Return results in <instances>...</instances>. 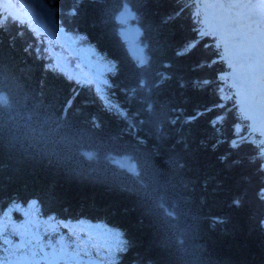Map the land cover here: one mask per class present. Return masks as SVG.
I'll return each mask as SVG.
<instances>
[{
  "label": "trees",
  "instance_id": "obj_1",
  "mask_svg": "<svg viewBox=\"0 0 264 264\" xmlns=\"http://www.w3.org/2000/svg\"><path fill=\"white\" fill-rule=\"evenodd\" d=\"M46 1L61 41L0 24V213L26 244L16 262L42 255L28 251L40 236L56 247L48 264H71L58 239L113 264L107 225L128 241L115 264H264L263 143L240 130L239 91L218 41L196 34L195 0ZM87 49L101 62L83 65Z\"/></svg>",
  "mask_w": 264,
  "mask_h": 264
},
{
  "label": "snow or ice",
  "instance_id": "obj_2",
  "mask_svg": "<svg viewBox=\"0 0 264 264\" xmlns=\"http://www.w3.org/2000/svg\"><path fill=\"white\" fill-rule=\"evenodd\" d=\"M197 2L201 10L194 12L193 16L198 17L202 29L207 30L203 34L210 38H217V33H219L224 40L223 46L231 47L234 50L237 61L246 66L248 75L257 78L258 82H264V0H197ZM198 34H200L199 31ZM203 83L207 84L208 81L205 80ZM193 118L188 117V121L190 122ZM36 203L38 202L34 199L28 201L29 205ZM22 215L35 217L36 212L33 211L30 214L22 212ZM47 220L50 222V226L54 223L53 217H48ZM6 225L10 226V233L6 232ZM59 226L66 225L61 223ZM89 226L91 227V225ZM17 229L18 224L11 219L10 213H0V264H16L17 260L24 257L22 250L25 249L26 244ZM51 230L54 232L55 227H51ZM103 230L109 237V242L106 243L107 257L115 264L117 254L128 251V241L119 229L104 225ZM80 231L86 238L87 231L83 228ZM70 235L80 239V234L77 232H71ZM13 236H16L17 239L13 240ZM41 240L42 237L37 236L35 238L36 246H28V251L33 257L36 256L37 251L42 254L34 259L32 264H42V262L48 264L44 257L50 253L54 254L56 251L55 245L50 241L41 243ZM45 244L48 246V252L45 251ZM57 244L60 245L61 258L67 254L71 258V264H88L87 261L81 259V257L90 255L86 239L82 244L74 246L63 242L62 239H58ZM18 252L20 253L19 257L17 256ZM65 264H68V260H65Z\"/></svg>",
  "mask_w": 264,
  "mask_h": 264
},
{
  "label": "rangeland",
  "instance_id": "obj_3",
  "mask_svg": "<svg viewBox=\"0 0 264 264\" xmlns=\"http://www.w3.org/2000/svg\"><path fill=\"white\" fill-rule=\"evenodd\" d=\"M28 1H30L28 3H30V4L32 3V5H33V6H31V5L26 6L25 5L26 13H30V15H28V20L29 21L31 20V22L34 24L42 25V29L47 30V33H49L48 35H52V36L55 35L58 39H61V36L58 32V29L55 28L50 21L49 11L47 10V7L45 5V3L47 1L46 0H28ZM16 6L18 7V4H16ZM122 21L124 22L125 20H122ZM134 32H136V31L134 30L133 27H129V25H126L123 23V26L121 29V35H122L124 41L126 42L127 46L130 47L131 54L134 56H139V54L141 52H143L142 51L143 46L145 45V47H146V44L141 41L140 32H139V34H137L138 32L136 34H133ZM229 53H231V56H232V66L234 68L236 67V69H238L240 71V72L232 71L231 76H233V77L235 76L238 81H241V86L243 87V90H244L246 88V82L244 79V72H243L242 68H239V65L237 64L236 55H235L234 50L232 48H231V50L229 49ZM78 60H80L82 63H84L83 65H85V64L90 65V62L92 64L93 60H95L97 62H101L100 57H98L96 54H94V51L92 49H90V50L87 49L84 54L79 56ZM228 73L230 74V72H228ZM78 75H80V78H82L83 76L87 78V76L85 75L84 72L79 71ZM255 79H257V78H255ZM251 83H252V87L259 88V86H260L256 83H253V82H251ZM245 93H246V90L244 93L241 94V96L239 98V100H241L243 102V104H242V102H240V104H238V105H239L240 109L243 111V113L245 112L248 115L247 118L249 117L251 119L250 120L251 121V129H252L251 131L258 132L259 133L258 136L260 135L261 140L264 141V120L260 121L261 124H256L255 122H253L254 118H252V115L254 113V117H255L256 116L255 112L259 108L257 107L258 109L255 112L252 111L251 104L253 102L250 99L245 98V95H244ZM243 97L245 100L243 99ZM4 102H5V100L3 99V96H0V104H4ZM256 105H258V104L255 103L254 106H256ZM119 165L121 167H126V168L130 167L127 158L121 159V161H119ZM26 226L29 229L33 228V226L38 227V225L36 223H34V225H33V223L29 222V221H26ZM25 236H28V234H25ZM16 264H18V262H16Z\"/></svg>",
  "mask_w": 264,
  "mask_h": 264
},
{
  "label": "bare ground",
  "instance_id": "obj_4",
  "mask_svg": "<svg viewBox=\"0 0 264 264\" xmlns=\"http://www.w3.org/2000/svg\"><path fill=\"white\" fill-rule=\"evenodd\" d=\"M22 2H23L25 5H31V6H33L32 3H31V4L28 3V2H30V1H28V0H23ZM21 12H24V8L21 9ZM245 75H246V77H247L246 80H247V82H248V85H252L251 82L260 85L258 89H257L256 87H251L250 89H248V90H247L248 95L245 96V97L248 98V99H251V98L248 97V96H250L253 92H257V93H259L260 96H261V97H259L258 100H263V101H264V82H258L257 79H255L254 77H250V76L248 75L247 69L245 70ZM250 83H251V84H250ZM261 85H262V86H261ZM253 97H255V98H253V99H251V100H253V101H254V100H257L256 98L258 97V94H256V95L253 96ZM257 107L259 108L258 105L253 106V108H251L252 111L255 112V111L258 109ZM256 112H257V113H260L259 109H258ZM261 114H263V119H264V109H263V113H261ZM252 118H254V113H253V115H252Z\"/></svg>",
  "mask_w": 264,
  "mask_h": 264
},
{
  "label": "water",
  "instance_id": "obj_5",
  "mask_svg": "<svg viewBox=\"0 0 264 264\" xmlns=\"http://www.w3.org/2000/svg\"><path fill=\"white\" fill-rule=\"evenodd\" d=\"M129 18H131V16H129Z\"/></svg>",
  "mask_w": 264,
  "mask_h": 264
}]
</instances>
